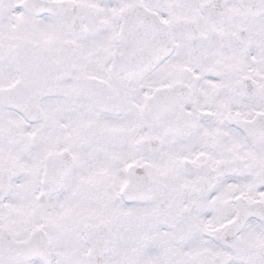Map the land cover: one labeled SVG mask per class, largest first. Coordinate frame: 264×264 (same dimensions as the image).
Returning a JSON list of instances; mask_svg holds the SVG:
<instances>
[{"label":"snow or ice","instance_id":"obj_1","mask_svg":"<svg viewBox=\"0 0 264 264\" xmlns=\"http://www.w3.org/2000/svg\"><path fill=\"white\" fill-rule=\"evenodd\" d=\"M0 264H264V0H0Z\"/></svg>","mask_w":264,"mask_h":264}]
</instances>
